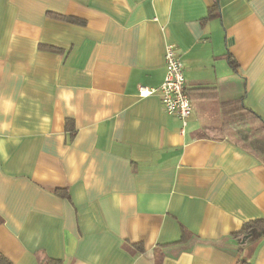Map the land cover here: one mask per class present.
Returning <instances> with one entry per match:
<instances>
[{"label": "crops", "instance_id": "0c3cea01", "mask_svg": "<svg viewBox=\"0 0 264 264\" xmlns=\"http://www.w3.org/2000/svg\"><path fill=\"white\" fill-rule=\"evenodd\" d=\"M167 44L184 126L138 95ZM241 97L264 120V0H0V264H264L234 235L264 218V153L222 129Z\"/></svg>", "mask_w": 264, "mask_h": 264}, {"label": "trees", "instance_id": "16d2710c", "mask_svg": "<svg viewBox=\"0 0 264 264\" xmlns=\"http://www.w3.org/2000/svg\"><path fill=\"white\" fill-rule=\"evenodd\" d=\"M49 15L69 23H82L79 19L59 13L49 12ZM44 48L52 50L54 47ZM230 64L236 67L233 60H230ZM221 114L222 129L230 141L257 156L264 153V120L244 105L242 97L223 103ZM57 193L63 194L60 191H57ZM253 231L259 232L261 237L264 238V218L245 222L234 235H240L245 239ZM39 264H62V261L46 258L40 261Z\"/></svg>", "mask_w": 264, "mask_h": 264}, {"label": "built area", "instance_id": "2783aa9c", "mask_svg": "<svg viewBox=\"0 0 264 264\" xmlns=\"http://www.w3.org/2000/svg\"><path fill=\"white\" fill-rule=\"evenodd\" d=\"M165 76L159 87L139 86V97L158 93L163 110L177 116L183 126L192 112V102L186 90L182 62L173 44H167L164 51Z\"/></svg>", "mask_w": 264, "mask_h": 264}]
</instances>
